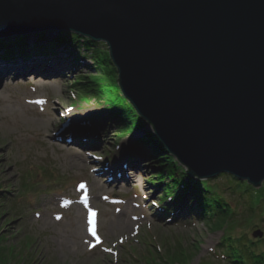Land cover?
<instances>
[{"label":"rangeland","instance_id":"374dc122","mask_svg":"<svg viewBox=\"0 0 264 264\" xmlns=\"http://www.w3.org/2000/svg\"><path fill=\"white\" fill-rule=\"evenodd\" d=\"M24 37L30 43L27 55L6 58L0 50L2 63L45 58L38 71L0 80V245L17 248L8 264H179V259L165 261L174 248L187 249L185 264H234L220 246L224 228H212L203 215L193 214L194 201L183 204L176 217L161 215L164 183L151 177L157 170L151 149L138 146L146 132H155L153 126L146 123L121 137L119 124L100 119L109 115L106 104L81 98L73 82L97 72L91 51H74L70 42L54 50L34 49L43 36ZM59 57L67 68L46 72L47 63ZM122 155L129 158L126 165L99 179L101 168ZM210 179L240 212L245 210L249 194L241 197L236 182L223 174ZM85 194L90 204L82 200ZM92 217L97 237L87 231ZM243 230L254 240L256 231L264 233L262 226L237 232Z\"/></svg>","mask_w":264,"mask_h":264},{"label":"water","instance_id":"95a60500","mask_svg":"<svg viewBox=\"0 0 264 264\" xmlns=\"http://www.w3.org/2000/svg\"><path fill=\"white\" fill-rule=\"evenodd\" d=\"M67 31L106 42L123 94L189 175L262 186L264 0H0V40Z\"/></svg>","mask_w":264,"mask_h":264},{"label":"trees","instance_id":"16d2710c","mask_svg":"<svg viewBox=\"0 0 264 264\" xmlns=\"http://www.w3.org/2000/svg\"><path fill=\"white\" fill-rule=\"evenodd\" d=\"M49 35L50 33L42 35L43 37L39 38L34 49L54 50L60 43L70 42L74 51L82 48L91 51L90 54L97 72L78 76L73 85L77 87L83 100L90 101L95 98L106 104L109 115H102L100 118L102 121L109 122L111 120L119 124L118 129L121 137L132 135V133L134 135L145 127L148 121L138 113L136 107L123 94L117 67L113 63L109 47L105 43L72 31L61 32L52 40L48 38ZM29 47L30 43L24 36L16 38L12 42L0 40V50L4 51L3 56L6 58L15 55L16 52L27 55ZM96 123L94 122V124ZM141 145L149 147L150 154L156 159L157 170L151 177L161 180V184L164 183L161 196L163 201L169 202L170 205L174 203V209L181 207L187 201H194L197 206L194 211L209 220L212 228H224L225 233L220 246L224 248V258L231 263L264 264V237L254 240L246 237L244 230L241 233L237 232L239 227H264V184L257 188L246 180L223 174L236 182L233 188L241 194V197L245 198L249 194V198L245 201V210L240 212L225 197L220 186L212 183V179L200 180L191 177L186 167L168 151L154 131L146 132L138 142V146ZM169 197L171 198L169 199ZM16 249L14 246L9 249V247L3 248L0 245V263L8 264L10 255L14 257ZM185 250L187 249L178 248L177 251L175 248L171 249L169 258L167 257L165 261L173 263L179 259V264H185L184 260L187 256ZM188 251V256L192 257V251ZM23 258L24 256H21L19 261L22 262ZM202 264L211 263L203 262Z\"/></svg>","mask_w":264,"mask_h":264},{"label":"bare ground","instance_id":"6f19581e","mask_svg":"<svg viewBox=\"0 0 264 264\" xmlns=\"http://www.w3.org/2000/svg\"><path fill=\"white\" fill-rule=\"evenodd\" d=\"M46 33L40 34V35H44ZM57 36V35H56ZM36 38V37H35ZM62 57V56H60ZM59 59H52L50 60V62L47 63V66H45L44 70H48L49 73L51 72H58L60 70H63L66 67V61L63 60V58ZM45 60L44 57H39V58H34L33 60L30 61H25V60H20V61H16V62H11V63H2L0 62V80L3 76L10 74V73H18V74H22L25 73L27 71H38L39 68H42L41 65L43 64V61ZM55 119V118H53ZM65 129H63L62 131L60 130L59 136L61 137L62 134H65L66 132H64ZM70 137H72V135H70ZM123 157V158H120ZM120 157H116L113 161L110 162V164H108V166H106V168H101V172L99 175V179H101L103 176V173H112L113 171H115V169H121L122 167H124L127 163V160L129 159L128 156L125 158L124 155L120 156ZM132 160V159H131ZM131 165H135V159L130 163ZM122 166V167H121ZM113 174V173H112ZM91 203V200H88V204ZM122 218H119L118 221H120ZM124 222H129L126 219H122Z\"/></svg>","mask_w":264,"mask_h":264},{"label":"snow or ice","instance_id":"6c2138e0","mask_svg":"<svg viewBox=\"0 0 264 264\" xmlns=\"http://www.w3.org/2000/svg\"><path fill=\"white\" fill-rule=\"evenodd\" d=\"M81 188L84 187L83 185L80 186ZM94 215V214H93ZM59 218V217H58Z\"/></svg>","mask_w":264,"mask_h":264}]
</instances>
